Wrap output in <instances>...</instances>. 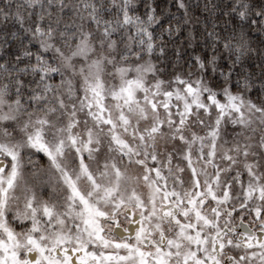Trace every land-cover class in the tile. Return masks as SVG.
<instances>
[{
    "label": "snow or ice",
    "instance_id": "snow-or-ice-1",
    "mask_svg": "<svg viewBox=\"0 0 264 264\" xmlns=\"http://www.w3.org/2000/svg\"><path fill=\"white\" fill-rule=\"evenodd\" d=\"M209 7L0 0V264H264V0Z\"/></svg>",
    "mask_w": 264,
    "mask_h": 264
},
{
    "label": "trees",
    "instance_id": "trees-1",
    "mask_svg": "<svg viewBox=\"0 0 264 264\" xmlns=\"http://www.w3.org/2000/svg\"><path fill=\"white\" fill-rule=\"evenodd\" d=\"M188 3L192 4L193 5V0H187ZM161 3L162 4H168V3H171V0H161ZM205 3H208L210 6H211V3H216V0H211V3H209V0H203V3L201 4V6L197 9H195V14L196 15H199L201 17V23H205V20L206 22L210 23L212 20L215 19L216 16H219L220 13L219 11H215V13L213 14L212 10H211V7H209L208 10H205L204 7H203V4ZM171 11L173 12H177V9L176 8H172ZM178 14H182V10L181 12H179ZM13 31H16L19 29V25L16 24H12V22H9V25H8ZM198 35V34H197ZM199 35H198V39H197V43L199 44ZM253 41H255L256 44L259 43V41L256 39V36L253 35L252 37ZM255 46V45H254ZM194 51H203V48H197V49H187L185 52H184V58L186 59L187 56L189 54H192ZM250 66V68H255V60H252V61H248L247 62ZM257 73L259 72V69H256Z\"/></svg>",
    "mask_w": 264,
    "mask_h": 264
},
{
    "label": "clouds",
    "instance_id": "clouds-1",
    "mask_svg": "<svg viewBox=\"0 0 264 264\" xmlns=\"http://www.w3.org/2000/svg\"><path fill=\"white\" fill-rule=\"evenodd\" d=\"M231 2V0H223V4L226 5V4H229ZM250 3H259L260 0H249ZM203 3V0H193V5L194 6H197V8H199L201 6V4ZM209 3H211V0H209ZM216 3L219 4L220 3V0H216ZM213 4V3H211ZM205 4H203V7H204ZM223 6V5H222ZM206 22V20H205ZM249 43L251 45H253V47H255L257 44L255 43V41H253L252 38L249 39ZM255 45V46H254ZM251 57V58H250ZM258 58V54L255 52V51H252L249 55H242V59H241V63H245V62H248V61H252V60H255ZM225 61L227 62V64L229 66H231V61H228L227 60V57H225ZM245 67L248 69V70H251L250 67H249V64L246 63L245 64ZM221 70H226V69H221Z\"/></svg>",
    "mask_w": 264,
    "mask_h": 264
}]
</instances>
